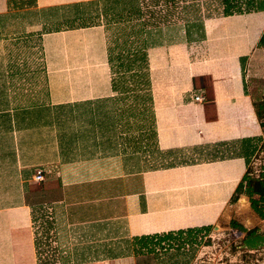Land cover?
Masks as SVG:
<instances>
[{
    "label": "crops",
    "instance_id": "1",
    "mask_svg": "<svg viewBox=\"0 0 264 264\" xmlns=\"http://www.w3.org/2000/svg\"><path fill=\"white\" fill-rule=\"evenodd\" d=\"M151 1L0 0V264H191L260 217L233 198L264 142V10Z\"/></svg>",
    "mask_w": 264,
    "mask_h": 264
},
{
    "label": "trees",
    "instance_id": "2",
    "mask_svg": "<svg viewBox=\"0 0 264 264\" xmlns=\"http://www.w3.org/2000/svg\"><path fill=\"white\" fill-rule=\"evenodd\" d=\"M169 1V0H166ZM174 4L178 2V0H171ZM183 3L187 0H182ZM193 6H197L198 8L201 6V4H205L207 7V16H213L215 14H221L225 13L233 14L235 12H243V11H251V10H264V0H191ZM247 1V2H246ZM214 2H218L223 6L222 11H218V5L214 6ZM180 3V0H179ZM180 5V4H178ZM185 7V4L184 6ZM213 10H217L216 13L213 12ZM201 15H195V18L193 20H188L189 30L195 35L202 34L201 29ZM259 45H262L264 47V34L261 37ZM122 53V52H121ZM128 53H133L136 55V57L131 58L128 60V62H121V67H124L126 69L125 71L135 69V71H141V68L144 64L143 62H140L141 58H143V55H140L137 50L131 51V49H128ZM121 55V54H120ZM140 55V56H139ZM246 59V57H243V61ZM142 73V72H141ZM143 77V75H141ZM254 106L256 109V113L261 120L262 126L264 128V97H262L259 100H254ZM255 146V145H254ZM247 151H250L251 147L245 148ZM255 151V147L252 148L250 152H247V156ZM250 159V158H249ZM251 170H249L247 176L245 177V180L247 182L246 187L244 188V183L242 182L240 186L237 188V195L233 199L238 198V193L245 192L251 197V203L253 209L260 215V217L264 218V174L260 177H254L251 176ZM258 195V198H255L254 196ZM232 227L237 228L238 230L247 231L243 225L238 223L237 221H232ZM256 233V230H249L247 231V238ZM264 241V240H263ZM246 264V263H244Z\"/></svg>",
    "mask_w": 264,
    "mask_h": 264
},
{
    "label": "rangeland",
    "instance_id": "3",
    "mask_svg": "<svg viewBox=\"0 0 264 264\" xmlns=\"http://www.w3.org/2000/svg\"><path fill=\"white\" fill-rule=\"evenodd\" d=\"M146 1L149 4H155L151 0L150 1L146 0ZM169 5H171V2L166 3V0H159L158 5H156L155 7L162 8L163 10H166V7ZM217 5L219 6L218 11H222L223 6L221 4H219L218 2L217 3L214 2V6H217ZM205 6L206 5L200 6L201 11L207 12V9L205 8ZM251 11H256V9L251 10ZM213 12L216 13L217 10H213ZM259 47L262 48L263 46L259 45ZM259 54H263V53H259ZM262 68H259V70H264ZM253 81H255V80H253ZM254 84L256 85L255 86L256 89L254 91L256 93L254 94L253 97L255 98V100H259L262 97H264V79L261 78V79L255 81ZM250 170H251L250 172H252V175L255 178L259 177V176L261 177L264 174V142L261 144L260 147L258 146L257 153L255 154V156H253V158H251ZM254 197L258 198L259 196L255 195ZM248 200H249V202H248ZM248 200L246 203L248 205H250L251 198H249V196H248ZM247 204L242 203L240 200L241 206L239 205V208L242 210V213H240L241 215H239V216H245L246 215V213H247L246 211H248L250 209V207L246 208ZM255 220H257L255 222V224L252 225L251 227H249L248 229L249 230H256V233L250 235L247 238V240L245 239V242H243V237L240 240V239L235 238L234 236H231L229 244L222 242V243H220V246L216 249V251L212 250V254H206V255L204 254L206 249L203 248V244H202L201 246H198L194 249L193 259H192L193 262H191V264H210V263L214 264V263H217L218 261H220V260H218L220 257H223L225 259L224 260L225 262L228 261L230 258L233 260L238 259L236 262H239V264H243V263H240L242 261H246V262L250 261L251 255L246 253V249H248L247 245H256L257 243H258V245H263V243H264V241H263L264 240V231H263L262 225H261L262 224L261 218L257 216V218H255ZM247 224H250V222H248ZM231 228H233V227L226 225V226H223L221 229L218 228V230H215V231H223L222 234L223 233L228 234V232H230ZM241 236H245V233H242ZM228 237L229 236L227 235L226 238H228ZM207 241H208V239L205 240L204 244ZM234 242H236V244H238V245L241 244V247H237ZM226 245H231L230 251L232 254H236L238 251H242V252L236 257L231 255V254L229 256H226V255H224V253L228 250V246H226ZM226 264H230V263L226 262Z\"/></svg>",
    "mask_w": 264,
    "mask_h": 264
},
{
    "label": "built area",
    "instance_id": "4",
    "mask_svg": "<svg viewBox=\"0 0 264 264\" xmlns=\"http://www.w3.org/2000/svg\"><path fill=\"white\" fill-rule=\"evenodd\" d=\"M204 99V96L202 95H197L196 100L201 101ZM44 179L43 175V170L38 169L35 175V181L36 182H41ZM263 230H264V219H263ZM223 231H214L210 233L207 237L208 241L203 244V248L206 249L205 255L206 254H212V250L216 251V249L220 246V243L225 242V243H230V237L234 236L237 239L242 238L241 232L235 228H231L230 232L228 234H222ZM227 235L229 236L228 238ZM222 240V241H221ZM210 241V242H209ZM237 247H241V244L238 245L236 242H234ZM228 246V250L224 253V255L229 256L230 254L233 256H238L242 251H238L236 254H232L230 251L231 245H226ZM235 246V247H236ZM246 253L251 255L250 261H242L240 263H246V264H264V246L258 247V248H250L246 249ZM217 263L214 264H226V262H229L230 264H239V262H236L238 259H229L228 261H224L225 259L223 257H220ZM211 264V263H210Z\"/></svg>",
    "mask_w": 264,
    "mask_h": 264
},
{
    "label": "bare ground",
    "instance_id": "5",
    "mask_svg": "<svg viewBox=\"0 0 264 264\" xmlns=\"http://www.w3.org/2000/svg\"><path fill=\"white\" fill-rule=\"evenodd\" d=\"M241 202L247 204V203H246V202H247V198H242ZM241 205H242V204H241ZM241 205H240V206H241ZM248 207H249V205L247 204V205H246V208H248Z\"/></svg>",
    "mask_w": 264,
    "mask_h": 264
}]
</instances>
